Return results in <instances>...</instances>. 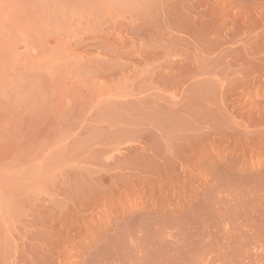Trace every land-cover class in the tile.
I'll list each match as a JSON object with an SVG mask.
<instances>
[{"label":"rangeland","instance_id":"rangeland-1","mask_svg":"<svg viewBox=\"0 0 264 264\" xmlns=\"http://www.w3.org/2000/svg\"><path fill=\"white\" fill-rule=\"evenodd\" d=\"M0 264H264V0H0Z\"/></svg>","mask_w":264,"mask_h":264}]
</instances>
